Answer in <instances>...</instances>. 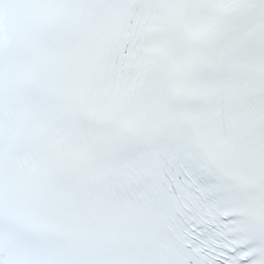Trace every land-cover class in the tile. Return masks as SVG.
<instances>
[{
    "label": "snow or ice",
    "instance_id": "6c2138e0",
    "mask_svg": "<svg viewBox=\"0 0 264 264\" xmlns=\"http://www.w3.org/2000/svg\"><path fill=\"white\" fill-rule=\"evenodd\" d=\"M0 264H264V0H0Z\"/></svg>",
    "mask_w": 264,
    "mask_h": 264
}]
</instances>
